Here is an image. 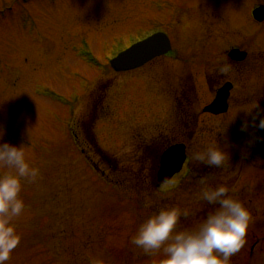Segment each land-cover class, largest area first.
I'll use <instances>...</instances> for the list:
<instances>
[{"label":"rangeland","instance_id":"374dc122","mask_svg":"<svg viewBox=\"0 0 264 264\" xmlns=\"http://www.w3.org/2000/svg\"><path fill=\"white\" fill-rule=\"evenodd\" d=\"M263 1L0 0V142L25 144L30 164L39 169L35 180H23L25 209L13 219L19 243L5 264H154L159 254L149 256L131 243L153 211L188 208L192 215L182 217L181 226L203 218L212 206L197 199V185L177 188L181 174L155 185L157 156L170 137L188 138L179 127L188 98L178 95L190 96L189 110L200 113L213 94L196 72L199 63L212 66L215 56L241 42L252 56L261 53L252 32L259 24L250 16ZM158 29L171 35L173 52L138 69L116 72L108 63L99 69L80 55L81 38L104 62ZM258 67L261 82L264 64ZM233 80L234 113L200 114L199 122L213 131L198 125L194 134L204 150L213 143L227 153L231 137L247 155L237 184L245 189L231 195L252 220L231 264H264V159L253 153L264 115L246 122L247 104L237 102L238 91L254 98L261 83L240 73ZM53 91L68 104L44 96ZM231 119L238 133H227ZM196 138L189 139L192 159L202 152L194 150ZM236 174H210L208 184Z\"/></svg>","mask_w":264,"mask_h":264},{"label":"clouds","instance_id":"9594fccd","mask_svg":"<svg viewBox=\"0 0 264 264\" xmlns=\"http://www.w3.org/2000/svg\"><path fill=\"white\" fill-rule=\"evenodd\" d=\"M229 71L228 64L219 68L220 73ZM256 126L264 128V117ZM242 127L246 129L247 124ZM196 158L206 165L222 167L229 157L221 147L209 145L197 152ZM0 168L8 169L0 174V264H5L19 243L13 219L25 209L20 195L23 180H35L39 169L30 164L25 144L7 141L0 142ZM200 183L197 199L212 206L203 218L181 226L182 217L192 215L190 210L162 206L139 225L131 238V243L149 256L159 254L154 264H231V257L243 247L252 220L250 211L231 195L227 183L211 186L204 178Z\"/></svg>","mask_w":264,"mask_h":264},{"label":"flooded vegetation","instance_id":"af4514ba","mask_svg":"<svg viewBox=\"0 0 264 264\" xmlns=\"http://www.w3.org/2000/svg\"><path fill=\"white\" fill-rule=\"evenodd\" d=\"M224 55H225V58L223 57V59L221 60L219 57H216L212 65L211 73H212V76L215 77V79L224 77L226 75L234 76V73H240L244 76H247V73L248 75H250L251 72L255 70L256 68L255 62L261 60L260 57H257V58L249 59L248 62H242V61H235L231 58H227L226 52L224 53ZM224 64L230 65V71L227 73H220L219 68L223 66ZM247 97H248L247 94H245L246 99ZM237 181L238 180L236 181L232 180L231 182H229L228 186L230 187V190L233 192L238 190V188L236 187Z\"/></svg>","mask_w":264,"mask_h":264},{"label":"water","instance_id":"95a60500","mask_svg":"<svg viewBox=\"0 0 264 264\" xmlns=\"http://www.w3.org/2000/svg\"><path fill=\"white\" fill-rule=\"evenodd\" d=\"M139 46H144L143 44H140ZM140 63V62H139ZM139 63H132L131 61H126V67L124 68H130V67H133V66H136L138 65ZM118 68H121L120 65L117 66ZM169 158L168 159H165L162 164V168L159 172V176H160V179H164L170 175H172V173L179 168V165L180 163L183 161L184 159V152H183V149L180 147V146H175L173 148V152L170 154V156H168ZM172 162L173 163V166L172 167H168L167 166V163L168 162Z\"/></svg>","mask_w":264,"mask_h":264}]
</instances>
